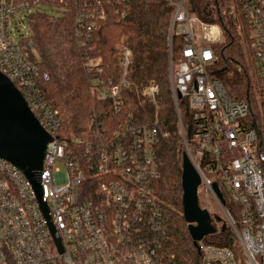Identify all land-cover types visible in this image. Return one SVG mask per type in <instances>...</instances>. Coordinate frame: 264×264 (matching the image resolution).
<instances>
[{"label": "built area", "instance_id": "built-area-1", "mask_svg": "<svg viewBox=\"0 0 264 264\" xmlns=\"http://www.w3.org/2000/svg\"><path fill=\"white\" fill-rule=\"evenodd\" d=\"M169 2L174 6L170 53L173 35L184 39L181 60L174 65L170 57V89L182 142L242 250L238 255L225 246L201 243L196 264H264V121L258 122L250 114L248 102L231 97L221 80L209 72L215 60L210 43L219 39V27L199 22L188 12L185 0ZM22 7L28 5L0 0V71L18 88L51 135L38 175L50 220L42 213L28 179L0 157V264H176L164 203L152 186V180L159 176L154 146L157 123L134 128L129 121L121 122L109 138L94 129L96 150L93 141L61 137L60 118L34 86L38 74L29 57L32 43L25 42L21 32L16 34L20 24L26 28V13L30 11ZM245 9L249 11L262 107L264 0H249ZM104 14L101 10L99 17ZM120 54L125 68L126 46ZM128 86L123 74L119 81H90L89 91L97 99H110L114 111L120 112L121 94ZM158 90L151 81L140 87L142 95L153 103ZM181 97L196 124L191 144L184 135L178 106ZM79 143L85 146L83 154ZM92 180L95 192L89 197L83 186ZM217 180L234 204L235 214L212 191L211 183Z\"/></svg>", "mask_w": 264, "mask_h": 264}, {"label": "trees", "instance_id": "trees-1", "mask_svg": "<svg viewBox=\"0 0 264 264\" xmlns=\"http://www.w3.org/2000/svg\"><path fill=\"white\" fill-rule=\"evenodd\" d=\"M14 1L28 5L22 10L30 9L23 40L32 43L29 57L38 74L34 86L41 100L60 118L59 135L67 140L80 137L84 142L93 141L96 150L94 129L109 138L121 122L129 121L134 128L157 123L154 146L159 176L152 180V186L164 203L169 245L176 264L198 263L201 243L225 246L242 255L230 226H224L205 203L199 205L209 211L216 228L214 233L194 244L183 217L181 175L185 147L170 89V57L174 65L181 60L184 39L174 34L170 53L169 28L174 6L169 0ZM246 3L249 0H185L188 12L199 22L215 24L220 29L219 39L210 43L215 56L210 74L221 80L231 97L246 100L250 114L259 122L264 121V106L259 105ZM101 10L104 17H99ZM195 30H199L198 25ZM122 46L129 50L125 68L121 63ZM123 74L129 86L122 91L120 112H115L110 99H97L91 94L89 82L119 81ZM148 81L159 88L154 103L140 92L142 84ZM178 106L184 135L191 144L196 131L193 112L184 97L178 99ZM78 149L82 154L86 152L81 143ZM94 183L92 180L83 186L85 195L93 197ZM217 183L225 208L235 214V206L222 183Z\"/></svg>", "mask_w": 264, "mask_h": 264}, {"label": "water", "instance_id": "water-1", "mask_svg": "<svg viewBox=\"0 0 264 264\" xmlns=\"http://www.w3.org/2000/svg\"><path fill=\"white\" fill-rule=\"evenodd\" d=\"M180 97V94H177ZM51 135L42 127L18 88L0 71V157L13 164L31 183L39 207L49 219L38 175ZM201 177L187 151L182 154V208L188 232L194 244L214 233L211 216L199 205L198 187ZM211 187L221 204L224 199L216 182ZM61 250V249H60Z\"/></svg>", "mask_w": 264, "mask_h": 264}, {"label": "rangeland", "instance_id": "rangeland-1", "mask_svg": "<svg viewBox=\"0 0 264 264\" xmlns=\"http://www.w3.org/2000/svg\"><path fill=\"white\" fill-rule=\"evenodd\" d=\"M23 24L24 23H22V24H20L19 25V29H20V31H16V34H18V33H22V35H26L27 34V31H26V28L25 27H23ZM218 30H219V28H218ZM170 81H171V78H170ZM25 99V98H24ZM56 166H60L59 164H56L55 165V167ZM213 183V182H212ZM211 183V184H212ZM211 189H212V187H211ZM212 191H213V189H212ZM214 192V191H213ZM215 193V192H214ZM216 195V194H215ZM214 195L212 194V192H211V190L210 189H208V190H206L205 188H204V184H203V182H201V184L199 185V187H198V200H199V203L202 205L203 203H205V206H206V208H209V210L210 211H212V212H215L216 213V216L217 217H219L221 220H222V222L221 223H223V225L224 226H226L227 224H226V221H223V220H225V215H224V213L222 212V210H221V208H220V206L218 205V203H217V201L215 200V198L213 197ZM217 196V195H216ZM218 198V197H217ZM212 214V216H213V213H211ZM213 223H215L216 222V219H215V216H213Z\"/></svg>", "mask_w": 264, "mask_h": 264}]
</instances>
